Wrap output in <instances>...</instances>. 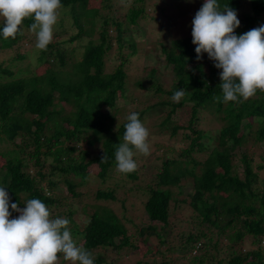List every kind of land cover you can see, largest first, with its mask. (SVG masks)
Listing matches in <instances>:
<instances>
[{"label":"trees","instance_id":"1","mask_svg":"<svg viewBox=\"0 0 264 264\" xmlns=\"http://www.w3.org/2000/svg\"><path fill=\"white\" fill-rule=\"evenodd\" d=\"M109 1L103 0L97 8L91 7L89 0H61L60 9H70L78 27V34L71 40L90 37L82 60L74 63L70 72L55 69L66 66L65 53L61 50L63 41L49 44L46 51H41L38 75L28 73V67L23 65L26 55L18 49L7 62H0V141L12 147L0 151L4 161L0 165V187L6 188L10 203L23 208L27 200L40 199L53 218L68 219L73 240L91 252L94 264H105L102 249L112 248L119 253L129 248L137 250L138 238L125 229L113 209L104 204L116 201V191L96 188V203L91 204L87 201L91 185L94 186L96 179L103 181L116 175L124 176L126 183L142 178L138 171L121 174L116 169L115 151L127 123V120L117 121V101L124 95L128 76L124 62L112 73H106L105 69L107 54L114 46L120 53L131 49L132 54L135 53L131 30L151 18L146 0H130L123 19L110 13L102 14L101 11L109 10ZM218 3L221 8L229 5L236 13L240 8V0H218ZM98 19H102L100 24ZM262 19L264 0H251V12L242 19L235 34L254 29ZM33 22L28 19L23 24L29 28ZM112 32L116 36H112ZM24 38L22 29L15 38L4 39L0 35V48H12ZM192 39V35L180 37L173 39L169 48L163 46L167 63L173 65L176 83L169 91L157 85L156 91L170 98L177 90L185 91L180 102L161 103L172 107L164 125L170 122L172 113L190 103L192 118L187 128L191 134L184 137L183 142H187L178 158L163 161L152 180L155 185L153 182L147 185L142 197L150 225L137 235L158 238L160 247L168 243L173 230L170 219L174 188L182 190V182L189 177L192 191L186 194L184 201L190 200L193 214L185 222L198 229L188 241L198 242L202 247L197 255H194L195 247L183 250L184 254L173 263L188 264L195 258L196 264H264V181L253 169L248 148L236 152L250 142L248 134L254 124L257 128L252 139L255 143L264 142V91H257L247 101L225 104L219 88L222 70L212 62L210 76L203 72L199 63L203 58L197 59ZM216 97L221 98L220 102ZM61 104L69 105L72 110L64 113L63 108L57 109ZM207 109L223 123L217 137L195 128L199 112ZM180 128L174 127L173 132ZM85 138L90 146H98L95 155L89 148L80 147ZM209 142H214L215 146L210 148ZM105 153L107 160L102 162ZM198 154L206 155L205 159H198ZM236 158L240 164L235 162ZM55 179L66 184L67 195L61 196V189L56 193L59 189ZM10 211L12 218L18 217L11 207ZM206 244L213 250L211 253L204 252ZM226 252V256H220ZM205 259L209 261L206 263ZM66 263L62 257L58 261V264Z\"/></svg>","mask_w":264,"mask_h":264},{"label":"rangeland","instance_id":"2","mask_svg":"<svg viewBox=\"0 0 264 264\" xmlns=\"http://www.w3.org/2000/svg\"><path fill=\"white\" fill-rule=\"evenodd\" d=\"M89 1L91 7L97 8L101 7L103 2V0ZM109 4V10L101 11L102 14L110 13L113 17L123 19L131 1L110 0ZM202 5L203 0H146L147 13L151 20L143 21L140 27L132 28L131 30L132 42L135 43V53L132 54L134 52L132 49L122 50L120 53L114 46L113 50L107 54L105 72L112 73L121 62H124V69L128 76L124 95L120 96L117 101V121H126L127 116L131 112L140 114L141 122L150 133L151 154L148 156L141 154L134 156L138 165L136 171H138L139 175L142 174L141 179L130 180L126 183L124 176L116 175L103 181L95 178L94 186L91 185L92 189L87 195V201L91 204L96 203L94 199L96 188H112L116 191V201L104 204L109 205L125 229L131 231L138 238L137 250L129 248L127 251L125 249L119 253L112 248L102 249L101 252L106 258L105 264H138L139 261H141V264H161L165 262L166 264H174L173 260L183 255V250L195 247L198 243H190L188 241V237L192 233L196 234L198 228L192 223L191 225L185 222L193 214V210L189 205L190 200L184 201L186 194L192 191V184L188 183L192 179H189V177H186L182 182V190L174 188L175 195L171 204L173 216L170 219L173 230L170 233L168 243L160 247L158 238L148 237L147 235L141 238L137 233L142 228L150 225L148 214L145 210V200L142 197L147 192V185L153 182L152 180L155 179L162 168L163 161L169 158H178L181 149L187 142V140L185 143L183 142L184 137L191 134V130L187 128L192 118V104L190 103L184 104L172 113L170 122L164 125L166 116L171 112L172 107L171 105L163 106L161 103L164 101L177 102H173L167 94L156 91L157 85L161 86L164 91H169L176 83V77L172 70L173 65L167 63L165 53L162 51L163 46L165 45L169 48L173 39L192 35V21ZM66 10H58V21L54 26L53 40L50 44L63 41V44H60L62 45L61 50L65 53L66 66H58L55 69L70 72L73 69V64L82 60L85 46L88 44L90 37L84 36L75 41L71 40L73 36L78 34V27L74 23L70 9ZM250 12L251 0H240V8L237 11V17L240 22ZM101 22L102 19H98V24ZM1 23H3L2 20H0ZM261 25H264V19L260 20L254 28H258ZM21 29L25 38L21 39L12 48H0V62H7L18 49L19 52L26 55L23 65L28 67V73L31 76L33 74L38 75L40 74L42 63L40 61L41 51L35 48L36 37L24 24ZM111 35L116 36L114 32ZM212 62L207 55H204L199 62L202 64V70L207 76H210L212 72ZM196 73H199V71L197 70ZM61 108L64 109V113H69L72 110L66 104L57 106V109ZM198 117L199 122L195 128L217 137L223 123L216 120L213 112L208 109L200 111ZM117 121L116 123H118ZM178 126L181 128L174 133L173 128ZM256 128L257 124H254L252 131L248 134L250 142L241 148H237L236 152L240 153L248 148L247 153L252 158L253 169L260 174L261 181H264V142L255 143L252 139ZM209 144L210 148L215 146L214 142H209ZM10 145L6 141H0V151L12 148ZM80 147L82 149L89 148L91 154L95 155L98 146H90L85 138L80 142ZM197 157L200 160H204L206 155L198 154ZM3 162V159L0 158V165ZM235 162L240 164L238 158L235 159ZM93 168L96 171L97 168ZM93 168L91 170L94 172ZM30 170L32 172V169ZM241 171L242 169L239 170V172ZM44 172L46 171L44 170ZM33 174L35 173L33 172ZM93 176H91V181L94 179ZM121 179H123V182ZM55 181L58 183L57 189H59L56 190V193L61 189V196L67 195L66 184L59 179H55ZM262 183H260V186ZM43 184H46V180L45 182L43 181ZM153 184L155 185L154 182ZM130 189L133 191H129ZM154 224L159 225L158 223ZM216 237L217 235L213 239ZM205 247V253L213 251L207 244ZM247 248L251 247L247 245ZM227 253H220V256H226ZM208 261L205 259L206 263ZM180 262L182 263V260ZM189 262L188 264H196L198 261L193 258ZM66 264H70V262Z\"/></svg>","mask_w":264,"mask_h":264},{"label":"clouds","instance_id":"3","mask_svg":"<svg viewBox=\"0 0 264 264\" xmlns=\"http://www.w3.org/2000/svg\"><path fill=\"white\" fill-rule=\"evenodd\" d=\"M61 7V0H0V35L4 39L15 38L23 22L31 19L34 22L29 31L36 37L35 48L46 51ZM239 27L236 11L229 5L221 8L218 0H205L192 21L197 59L207 53L214 66L222 70L219 88L225 104L247 101L257 91H264V25L236 35ZM184 96L181 89L171 99L178 103ZM215 99L220 102L221 98ZM124 128L115 161L117 171L128 174L138 167L135 155L151 154L150 133L136 112L127 116ZM106 160L105 153L102 162ZM5 189L0 187V264H58L61 257L70 264H94L91 252L73 240L68 219L53 218L40 199L27 200L23 208L10 203ZM10 207L19 214L17 218H12ZM201 247L195 245L194 255Z\"/></svg>","mask_w":264,"mask_h":264}]
</instances>
